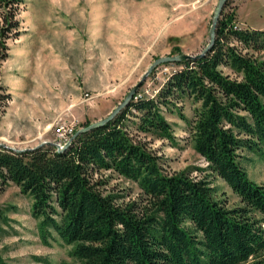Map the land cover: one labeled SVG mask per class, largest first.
I'll return each instance as SVG.
<instances>
[{
    "label": "trees",
    "instance_id": "1",
    "mask_svg": "<svg viewBox=\"0 0 264 264\" xmlns=\"http://www.w3.org/2000/svg\"><path fill=\"white\" fill-rule=\"evenodd\" d=\"M21 4L0 0V62L8 40L21 35ZM234 16L223 9L212 49L173 63L180 69L155 97L135 94L64 151L0 148V192L14 184L32 198L44 242L55 233L83 264H264V184L248 178L238 153L264 161V61L256 57L264 53V30L238 29ZM184 97L199 105L188 129L193 150L241 207L228 209L206 179L166 174L149 147V137L173 140L164 110ZM102 171L136 183L142 198L119 203L104 194L105 183L95 179Z\"/></svg>",
    "mask_w": 264,
    "mask_h": 264
},
{
    "label": "rangeland",
    "instance_id": "2",
    "mask_svg": "<svg viewBox=\"0 0 264 264\" xmlns=\"http://www.w3.org/2000/svg\"><path fill=\"white\" fill-rule=\"evenodd\" d=\"M219 0H22L21 35L10 39L0 62V148L14 152L42 145L58 148V125L74 127L107 117L163 57L201 53ZM241 30H264V0H228ZM264 61V53L256 57ZM180 67L166 63L153 70L136 94L153 98ZM229 73V72H226ZM233 76V75H232ZM195 105L186 97L164 110L173 140L147 138L166 174L187 172L206 179L228 209L241 207L227 184L207 168L194 150L189 122ZM248 178L264 184V161L239 151ZM104 194L119 203L139 201L137 184L116 173L95 175ZM31 197L14 184L0 192V260L3 264H83L72 245L55 233L39 235Z\"/></svg>",
    "mask_w": 264,
    "mask_h": 264
},
{
    "label": "water",
    "instance_id": "3",
    "mask_svg": "<svg viewBox=\"0 0 264 264\" xmlns=\"http://www.w3.org/2000/svg\"><path fill=\"white\" fill-rule=\"evenodd\" d=\"M227 2H228V0H219L217 7L214 11L212 24H211L210 31H209V37H210L209 43L201 53H199L198 55H195V56H190V55L169 56V57H163V58L156 60L153 63V65L148 69V71L145 73V75L142 78V81H140V83L138 85L133 87V89L129 92V94L125 97V99L107 117H105L104 119H102L98 122L92 123L87 127H84L82 129L76 131V133L71 137L70 141L64 147H62V148L58 147L57 148L58 152L64 151L70 145V143L80 134L90 132L91 130L102 127L105 124H107L108 122H110L111 120H113L114 117H116L125 107H127L129 105L131 100L134 98L138 88L141 86L142 82H144L148 78L150 73L153 70H155L158 66L166 64V63H177V62H180V61L186 60V59L203 58L206 55V53L209 52L213 47V44L215 41V35H216V26L218 24V21L221 17V14H222L223 9H224L225 5L227 4ZM19 152H22V151H19Z\"/></svg>",
    "mask_w": 264,
    "mask_h": 264
},
{
    "label": "built area",
    "instance_id": "4",
    "mask_svg": "<svg viewBox=\"0 0 264 264\" xmlns=\"http://www.w3.org/2000/svg\"><path fill=\"white\" fill-rule=\"evenodd\" d=\"M74 127H69L66 125H58L55 129L56 134L59 137L58 147H64L74 135Z\"/></svg>",
    "mask_w": 264,
    "mask_h": 264
}]
</instances>
